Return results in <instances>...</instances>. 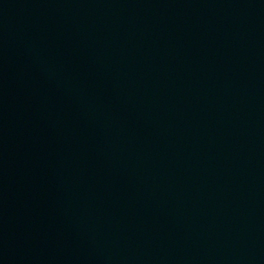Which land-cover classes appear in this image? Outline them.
<instances>
[{
    "label": "water",
    "instance_id": "1",
    "mask_svg": "<svg viewBox=\"0 0 264 264\" xmlns=\"http://www.w3.org/2000/svg\"><path fill=\"white\" fill-rule=\"evenodd\" d=\"M0 264H264V0H0Z\"/></svg>",
    "mask_w": 264,
    "mask_h": 264
}]
</instances>
